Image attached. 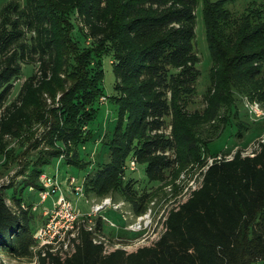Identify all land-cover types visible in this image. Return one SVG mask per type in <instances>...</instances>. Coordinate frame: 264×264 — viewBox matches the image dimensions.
Returning <instances> with one entry per match:
<instances>
[{"label": "trees", "instance_id": "obj_1", "mask_svg": "<svg viewBox=\"0 0 264 264\" xmlns=\"http://www.w3.org/2000/svg\"><path fill=\"white\" fill-rule=\"evenodd\" d=\"M236 2L0 0V161L24 158L23 178L0 187V253L32 257L38 224L22 206L24 193L40 189V176L61 156L68 166L90 167L88 196L122 195L139 216L151 194L125 181L132 159L146 165L149 181L165 183L200 162V127L215 122L225 104L230 118L222 132L234 125L239 97L264 103V0L244 9ZM200 8L212 66L204 107L192 111L203 74L195 48ZM107 56L116 75L110 95ZM27 64L36 71L14 97ZM103 95L116 105L117 124L102 139L104 159H87ZM249 129L240 128L236 148L228 140L212 151L199 187L167 212L153 245L106 253L82 229L77 252L51 264H264V138L247 153ZM8 139L27 144L14 159Z\"/></svg>", "mask_w": 264, "mask_h": 264}, {"label": "rangeland", "instance_id": "obj_2", "mask_svg": "<svg viewBox=\"0 0 264 264\" xmlns=\"http://www.w3.org/2000/svg\"><path fill=\"white\" fill-rule=\"evenodd\" d=\"M235 7L237 9H244L249 0H236ZM196 51L198 52L201 62L199 67L202 69V77L200 78L197 90L198 94L195 97L196 102L194 105H191L192 111H199L204 107V93L210 84V72L212 66L211 54L206 40L205 27L202 17V9L198 11V20H197V37H196ZM36 66L34 64H27L25 66L24 74L22 76V80L18 82L16 89L14 91V97H16L19 92L20 83L23 79H27L30 75L35 73ZM104 89L110 95L115 92V83H116V75L114 72V66L111 64V57L107 56L104 60ZM237 102L238 115L233 117V124L226 126V131L222 132L224 129V124L230 118V112L228 111V106L230 104H225L223 114L212 124H203L200 128V131H204L202 136L200 137L201 143L199 150L202 152L200 162L195 165H191L190 168L182 170L177 177L167 180L165 183L151 182L147 178L146 173V165L139 164L138 169L133 171L131 169L127 170V177L125 179L126 182H131L135 190L141 195V193H150L151 196L147 201V212L152 211L153 224L143 231H131L125 228V225L130 222H133L138 215H135L132 205L128 202L122 195L116 196L112 198L115 201H123L124 208L120 211L113 209H105L102 211L110 221L115 222L117 226H112L110 222L105 226L106 233L109 235L112 243L120 242L121 246L129 252H133L138 250L140 247L153 245L162 235L166 226H165V216L167 212L180 204V202L185 201L187 197L190 195L191 191L199 187L201 183V170L202 166L207 167L210 163L213 162L214 157L212 151L217 150L219 148H223L226 146L228 140L230 141L231 148H236L238 145V141L234 140L237 138V135L240 131V128H244V125L250 126V129L246 133L244 137V142L248 143L247 146L248 152L251 153L254 149L258 148L259 141L264 138V103L260 102H252L248 97H239ZM258 103L259 109H261L262 115L257 117L251 113V105H255ZM110 109L112 114L108 117L107 110ZM109 110V111H110ZM117 108L116 105L112 104V101L109 100L107 103L101 105V110L98 118L97 124H95L96 135L93 137L92 141L86 144L87 148L83 150V156L85 158H90V155L97 160L99 156L101 160L104 159V155L108 153L109 147L104 146L103 138L106 136L108 131H114L117 124ZM115 114V115H114ZM252 114V115H251ZM254 123H253V122ZM237 125H236V123ZM208 129L205 132V129ZM240 127V128H239ZM41 127H39L40 129ZM43 129V128H42ZM220 132H222L220 134ZM220 134V135H219ZM213 140V141H211ZM211 141V142H210ZM9 146L11 149L10 156L12 155L13 159L16 156V153H19L20 148L24 149L27 146L26 142L24 146H22L23 141L18 139H8ZM210 142V151L208 152L207 143ZM97 144V145H96ZM207 149V150H206ZM229 148H226V150ZM16 150V151H15ZM18 150V151H17ZM15 151V152H14ZM14 152V155H13ZM232 153L230 154H233ZM211 154V155H210ZM223 154V153H222ZM7 155V154H5ZM22 159L20 158L14 162L11 161L9 164H3L6 160L0 161L4 167L0 169V187L3 185H8L13 179L15 181H20L23 177L19 174V171L22 167ZM206 165V166H205ZM52 169V168H51ZM90 167L86 169H81L76 165L68 166L65 162L60 166V180L62 185L65 186L67 184V178L71 175H74L78 178H83L88 172ZM40 192L33 191L31 192L27 189L24 193V198L28 203L39 202L41 195ZM73 202L83 211L91 210V203H87L86 199L78 198L76 195H69ZM56 197L51 195L44 203V206L52 208L53 202ZM90 201L93 203H97L101 201L100 198L90 197ZM42 206L35 212L36 215V225L40 224L43 220L42 215ZM125 214L127 217V221L124 219ZM0 258L3 264H30L32 257L26 258H16L6 253L1 252Z\"/></svg>", "mask_w": 264, "mask_h": 264}, {"label": "built area", "instance_id": "obj_3", "mask_svg": "<svg viewBox=\"0 0 264 264\" xmlns=\"http://www.w3.org/2000/svg\"><path fill=\"white\" fill-rule=\"evenodd\" d=\"M108 96H101V103L108 102ZM251 113L260 117L262 115L258 103L250 104ZM63 160L61 156L52 169L46 170L40 176L42 187L36 189L30 187V191L40 192L39 202L23 203L26 209H32L36 212L42 206L43 220L38 225L34 233L35 243L32 245V258L30 264H41L42 260L45 264H51L53 259L66 261L71 258L78 250L81 243L82 229L88 230L94 235V242L104 246L106 253H111L117 249H124L120 242L112 243L109 235L106 233L105 226L108 222L112 226H117L115 222L102 213L103 210L111 208L122 212L124 208L123 201H115L111 196L102 198L101 201L93 203L90 201L85 188V180L74 175L67 178V184L62 185L60 180V166ZM139 163L132 159L129 169L135 171L138 169ZM52 171V172H51ZM69 190V191H68ZM75 194L78 198L86 199L87 203L92 204L90 211H83L68 196V192ZM56 199L53 207L44 206L45 201L51 196ZM127 221L125 214H122ZM153 224L152 211L146 212L136 217L133 222L125 225L126 229L131 231H143ZM166 230V228H165ZM126 250V249H125ZM128 251V250H127Z\"/></svg>", "mask_w": 264, "mask_h": 264}, {"label": "crops", "instance_id": "obj_4", "mask_svg": "<svg viewBox=\"0 0 264 264\" xmlns=\"http://www.w3.org/2000/svg\"><path fill=\"white\" fill-rule=\"evenodd\" d=\"M109 110H110V109H108V112H107V116H108V117L112 114L111 110H110V111H109ZM114 115H115V114H114ZM96 145H97V144H96ZM51 172H52V171H51ZM85 178H86V177L84 176L83 178H80V179L85 180ZM68 191H69V190H68ZM68 191H67V192H68ZM31 192H32V191H31ZM70 194H71V195H75V194H73V193H69V192H68V196H69ZM69 197H70V196H69ZM88 197H89V196H88Z\"/></svg>", "mask_w": 264, "mask_h": 264}]
</instances>
